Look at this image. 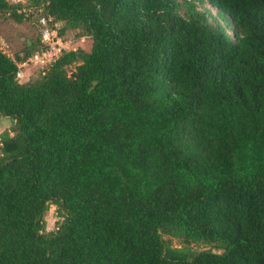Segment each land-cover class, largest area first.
Returning <instances> with one entry per match:
<instances>
[{"label": "trees", "instance_id": "obj_1", "mask_svg": "<svg viewBox=\"0 0 264 264\" xmlns=\"http://www.w3.org/2000/svg\"><path fill=\"white\" fill-rule=\"evenodd\" d=\"M31 3L92 47L0 46V264H264V0Z\"/></svg>", "mask_w": 264, "mask_h": 264}, {"label": "rangeland", "instance_id": "obj_2", "mask_svg": "<svg viewBox=\"0 0 264 264\" xmlns=\"http://www.w3.org/2000/svg\"><path fill=\"white\" fill-rule=\"evenodd\" d=\"M13 3H21L22 11L25 12L27 18L23 22H17L14 19L4 16L0 21V46L3 50L10 55L13 59L19 60V64L26 63L22 66L19 75L20 82H27L29 80H34L40 76V70L42 67L35 62H30L28 53L30 51L34 52L40 46L41 28L39 25V13H41V8L37 9L32 5V0H9ZM211 8L214 14L217 13L215 7L211 6L209 2H205L204 5H200L199 8ZM59 28H63L64 23H59ZM81 32L75 29H68L63 35L64 38L71 40L73 43V48H82L86 51H90L92 47V39L88 36H81ZM73 49V50H74ZM27 58L24 62L20 59ZM73 66L70 70H73ZM17 120H12L2 114H0V134L8 131L10 135L16 133L15 129L17 126ZM62 219L58 215V210L56 205H51L49 210L46 212V230H55ZM163 240L165 244L171 247H178L183 249L191 250H202L205 248H213L210 245L203 243L188 242L182 237L174 236L168 233H162Z\"/></svg>", "mask_w": 264, "mask_h": 264}, {"label": "built area", "instance_id": "obj_3", "mask_svg": "<svg viewBox=\"0 0 264 264\" xmlns=\"http://www.w3.org/2000/svg\"><path fill=\"white\" fill-rule=\"evenodd\" d=\"M39 25L41 28V44L42 50L35 52L29 58L30 62H35L42 67V69L53 63L63 52L73 50V43L60 35L56 26L51 24L52 18L47 16L39 17ZM26 63L19 64V75H21V67Z\"/></svg>", "mask_w": 264, "mask_h": 264}]
</instances>
